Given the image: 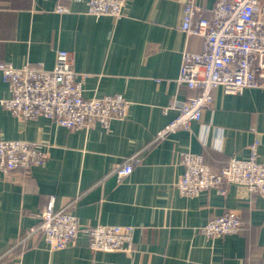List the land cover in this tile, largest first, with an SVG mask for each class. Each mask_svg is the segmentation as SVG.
I'll list each match as a JSON object with an SVG mask.
<instances>
[{"label": "crops", "instance_id": "obj_1", "mask_svg": "<svg viewBox=\"0 0 264 264\" xmlns=\"http://www.w3.org/2000/svg\"><path fill=\"white\" fill-rule=\"evenodd\" d=\"M211 18L217 0H128L123 16L96 17L85 1L0 0V63L53 69L59 50L85 74L84 96L121 94L127 116L109 127L94 121L68 128L39 116L24 119L4 105L10 97L0 72V140H27L47 151L42 165L0 171V264H264V197L228 185L198 196L180 194L183 152L203 155L221 171L233 157L246 159L258 141L264 163V87L241 93L213 90L202 118L155 141L178 110L172 101L199 94L178 82L184 51L201 52L204 37L181 29L184 7ZM264 19V0H260ZM135 157L130 175L115 169ZM69 206L81 226L133 225L130 252L94 251L81 231L66 248L52 250L41 234L26 238L51 200ZM235 212L238 233L210 238L212 218Z\"/></svg>", "mask_w": 264, "mask_h": 264}, {"label": "built area", "instance_id": "obj_2", "mask_svg": "<svg viewBox=\"0 0 264 264\" xmlns=\"http://www.w3.org/2000/svg\"><path fill=\"white\" fill-rule=\"evenodd\" d=\"M58 1L56 11L67 12L69 8L64 3L72 0ZM79 1L86 2L91 15L119 18L128 0ZM260 10V0H217L210 19L195 18L194 3L185 4L181 29L190 35L204 37V45L201 52H183L178 82L198 89L199 94L170 103L167 108L177 109L178 114L157 133L155 141L199 121L204 109L213 101V90L219 86L233 94L245 88L264 87V19ZM0 72L11 94L4 105L17 117L45 116L68 128H81L94 121L109 127L112 119L127 116L130 103L121 94L84 96L86 75L75 71L66 50L57 52L53 69L31 63L15 67L2 62ZM258 144L257 140L251 143L248 158L233 157L219 172L205 163L203 155L183 152L184 171L177 183L180 194L195 197L209 189L226 194L228 185H238L264 197V163L258 160ZM47 156V151L33 141L0 140L2 172L31 169L42 165ZM135 161V157H130L115 169L118 181L132 173ZM135 228L108 224L83 227L69 206L56 208L52 199L43 210L40 223L31 227L20 242L41 234L50 249H63L84 231L91 250L130 252ZM240 228L239 215L227 212L212 217L202 229L213 238L238 233Z\"/></svg>", "mask_w": 264, "mask_h": 264}]
</instances>
